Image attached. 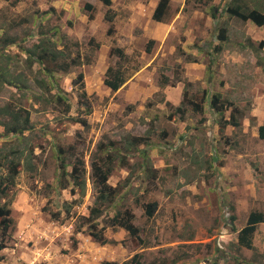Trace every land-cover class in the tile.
Here are the masks:
<instances>
[{
  "label": "rangeland",
  "instance_id": "obj_1",
  "mask_svg": "<svg viewBox=\"0 0 264 264\" xmlns=\"http://www.w3.org/2000/svg\"><path fill=\"white\" fill-rule=\"evenodd\" d=\"M240 1L264 12V0ZM231 2L171 0L157 34L149 0H0V65L27 85L0 88V104L30 111L36 166L0 193L14 218L0 264H119L135 253L143 264H264V223L255 249L237 238L251 211L264 212V25L231 15ZM111 66L127 77L117 91L104 82ZM232 115L240 127L225 124ZM63 159L69 172L85 162L84 196L59 177ZM93 161L111 165L119 193L97 219L106 244L83 219L100 204ZM142 201L158 203L153 217ZM118 211L132 213L139 237L108 226Z\"/></svg>",
  "mask_w": 264,
  "mask_h": 264
},
{
  "label": "trees",
  "instance_id": "obj_2",
  "mask_svg": "<svg viewBox=\"0 0 264 264\" xmlns=\"http://www.w3.org/2000/svg\"><path fill=\"white\" fill-rule=\"evenodd\" d=\"M105 5L110 6L112 0H102ZM207 1V0H201ZM170 6V0H160L157 7L154 10L153 18L157 21H163L168 13ZM228 11L231 15L237 16L243 20L254 21L258 25H264V12L257 8H249L240 0H232L229 5ZM108 20L112 21L113 17L108 13ZM225 28H222L224 30ZM221 33V38L224 36ZM8 44L14 41L6 40ZM153 43V40L150 42ZM220 46L215 47V50H219ZM150 50V48H148ZM30 55H35V52L29 50ZM48 55L49 52H40L38 55L40 58ZM3 57V56H0ZM53 59H56L53 56ZM59 67H62L58 64ZM64 70L68 69V66L62 67ZM79 79H83V74H79ZM12 72L9 70L8 64L1 63L0 65V88L5 85L16 86L18 89H24L27 87L25 83L18 81ZM127 80L125 70L121 66L109 67L107 70V76L104 80L105 84L113 91H117ZM168 78H165L164 83H168ZM84 88V84H81ZM82 95H86V91L83 90ZM62 99V96H59ZM221 94H215L211 99V108L218 114L225 113L224 102H221ZM221 102V103H220ZM201 109L200 106H196V110ZM233 111H239L238 108H233ZM230 120H226L225 124H232L235 127H240L241 122L234 116H231ZM83 125H87L86 120H82ZM0 126L4 128V134L0 136H11L12 139L5 141L4 146L0 147V193L2 197H8L13 191V188L17 185V177L20 173L22 165L31 173L33 178V171L36 166L34 164V146L31 143V134L27 132L32 129L31 114L30 111L23 106L14 105L12 102H6L0 104ZM260 133L264 137V126L260 127ZM68 164L63 159L60 164L61 174L60 178H66L70 176L73 178L74 184L80 186V194L84 196L86 194V166L83 160H79L73 166L72 171H68ZM111 165L93 161L91 163L92 180L94 186L98 192L97 203L98 206H94L91 209L89 216H83L88 225L89 234L101 244L110 243L105 235V229L107 226L103 225L99 228L97 219L102 214L101 205L104 203H115L119 193L117 187L112 186L109 183L111 175ZM63 181V180H62ZM61 181V182H62ZM60 182V183H61ZM62 188H65L64 183L61 184ZM12 200L0 203V252L7 246L9 239L11 238V231L14 226V218L12 216ZM142 207L145 210L146 215L151 218L155 215L158 209V203L156 201H142ZM70 213V207L66 210ZM54 219L60 218V212H50ZM85 223V224H86ZM264 223V212L260 210H253L249 213L246 224L238 231V244L241 247L247 249H255L254 238L258 230L259 224ZM108 226L122 227L128 231L133 237H139L140 229L133 223V215L131 212L118 211L112 218L108 220ZM1 258V256H0ZM104 264H116L115 262L106 261ZM119 264H143L142 254L135 253L130 259L125 260Z\"/></svg>",
  "mask_w": 264,
  "mask_h": 264
},
{
  "label": "crops",
  "instance_id": "obj_3",
  "mask_svg": "<svg viewBox=\"0 0 264 264\" xmlns=\"http://www.w3.org/2000/svg\"><path fill=\"white\" fill-rule=\"evenodd\" d=\"M102 1V0H100ZM160 0H149V7H150V13H154V10L155 8L157 7L158 3H159ZM171 1V0H170ZM103 2V1H102ZM115 2V0H112V4ZM112 4L110 6H112ZM108 6V5H107ZM108 11H111L110 9ZM109 13V12H108ZM112 17H113V20L112 21H109L111 24L113 23L114 21V15L110 14ZM159 23H157L156 25V28H155V32L158 33H161L163 32V30L165 29L166 25L165 23H163V21H158ZM161 31V32H160ZM154 41V39H152ZM151 42V40H150ZM150 46H151V43H150ZM217 113V112H216ZM232 125V124H231ZM261 126H264V124H262ZM260 126V127H261Z\"/></svg>",
  "mask_w": 264,
  "mask_h": 264
}]
</instances>
